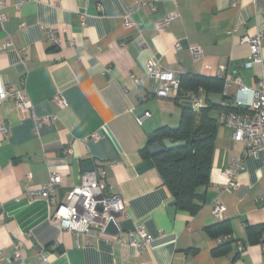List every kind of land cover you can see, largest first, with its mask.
<instances>
[{"label":"crops","instance_id":"obj_1","mask_svg":"<svg viewBox=\"0 0 264 264\" xmlns=\"http://www.w3.org/2000/svg\"><path fill=\"white\" fill-rule=\"evenodd\" d=\"M0 4L5 16L0 23V76L11 92L33 104L30 110L13 98L0 104V129L7 130L0 131V264H22L14 258L16 245L22 262L29 264H41L40 250L46 264H264V159L243 153L233 130L219 124L223 109L214 108L252 107L262 68L242 66L250 57L244 40L264 30V0ZM168 14L179 17L159 30L157 24ZM127 21L134 26L126 27ZM50 31L60 45L50 40ZM196 47L202 50L199 59L192 54ZM150 61L182 77L208 81L202 108L210 109L218 129L210 184L202 190L201 209L193 214L174 204L155 162L141 154L155 131L180 126L183 102H188L153 95L159 84L147 75ZM224 66L229 70L225 77L237 69L250 90L236 85L226 89L220 73ZM147 112L150 117L139 124ZM236 158L242 160L239 186L228 190L223 172ZM87 162L126 205L116 214L117 237L95 229L90 236L74 234L51 221L67 193L88 173ZM51 172L63 176L52 194L56 204L28 198L26 189L44 186ZM217 202L225 208L222 220L213 215ZM225 221L231 235L206 233L207 227ZM139 225L153 238L141 254L130 246V233Z\"/></svg>","mask_w":264,"mask_h":264},{"label":"built area","instance_id":"obj_2","mask_svg":"<svg viewBox=\"0 0 264 264\" xmlns=\"http://www.w3.org/2000/svg\"><path fill=\"white\" fill-rule=\"evenodd\" d=\"M178 17L176 14H168L163 22L157 24V28L159 30L166 29ZM4 22L5 16L1 11L0 4V23ZM133 26L134 24L131 22H126V27L130 28ZM48 36L54 44H61V41L56 38L53 32L50 31ZM244 42L249 47L250 57L242 66L251 68L255 65H260L262 78L258 82V88L255 90V99L249 112H222L219 124L233 130V140L242 144L244 154L264 159V57L262 55L264 30H259L255 36L245 38ZM192 54L195 59H199L202 57V50L196 47L192 50ZM146 70L147 75L159 84L152 90L155 97L176 99L180 96L182 93L181 75L178 72L164 70L155 61H150L146 66ZM228 71L225 66L220 69L221 76L226 82V89L231 85H236L243 91L250 90L237 75V69L231 71L233 73L230 77H225ZM136 85L141 86L142 81L136 80ZM203 93V89H199L194 94H184L185 101L190 103L193 110L199 111L202 109L201 96ZM142 95L146 96L145 93ZM12 98L18 106L25 110L33 108L32 102L20 92H11L9 86L0 76V104ZM56 101L62 106L66 103L64 99L56 98ZM238 106L242 107L241 104H238ZM149 117L150 113H145L138 118L139 124H142ZM0 131L5 133L7 130L6 128H1ZM68 152L71 153V151ZM241 170V158L234 159L230 166L224 170V176L229 179L228 185L225 186L226 189L236 190L238 188L237 176ZM62 177V174L58 172H51L49 181L44 186L39 189L27 188L26 195L28 198H44L52 205H55L56 201L52 194L61 185ZM125 208L126 205L121 197L111 193L110 189L100 181V175L95 171H91L84 174L81 183L67 193L64 201L57 206L51 221L62 231L90 236L93 233V229L104 231L111 218L116 214H122ZM224 212L225 208L223 205L217 202L213 209L214 217L217 220H222ZM152 241V236L148 234L144 226L139 225L135 232L130 233V246L135 248L138 254L150 248ZM240 250H243L242 246H240ZM14 258L18 262L21 261L22 264H29L22 262L19 245L14 247ZM0 260H2L1 254ZM39 260L41 264L47 263L43 250L39 251Z\"/></svg>","mask_w":264,"mask_h":264},{"label":"trees","instance_id":"obj_3","mask_svg":"<svg viewBox=\"0 0 264 264\" xmlns=\"http://www.w3.org/2000/svg\"><path fill=\"white\" fill-rule=\"evenodd\" d=\"M180 81L182 93L175 99L176 101L185 100L184 94L204 89L208 82L207 79L190 76H180ZM184 103L180 126L177 129L162 127L155 131L150 135L141 154L145 159H152L155 162L164 184L174 198V204L180 210L193 214L201 209L204 203L202 190L210 184L218 125L209 117L210 109L202 108L194 112L190 105ZM214 108L223 109L222 112H249L240 106L236 108L214 106ZM164 140L186 141L187 145L184 148L165 150L158 155H151L150 148ZM206 233L215 238L228 236L232 234V227L227 221L220 222L207 227ZM222 247L223 245L220 249Z\"/></svg>","mask_w":264,"mask_h":264},{"label":"water","instance_id":"obj_4","mask_svg":"<svg viewBox=\"0 0 264 264\" xmlns=\"http://www.w3.org/2000/svg\"><path fill=\"white\" fill-rule=\"evenodd\" d=\"M185 105H190V103L185 102ZM195 140L193 139L192 142ZM187 145L186 141H179V142H174L172 140H164L163 142H158L154 144L150 148V153L151 155L155 156L160 153H162L165 150H175V149H180L184 148ZM84 168L86 172H91L93 170V166L90 162H87L84 164ZM104 234L111 236V237H117L120 234V229L118 227V224L116 222V215H114L109 223L107 224L106 228L104 229Z\"/></svg>","mask_w":264,"mask_h":264}]
</instances>
